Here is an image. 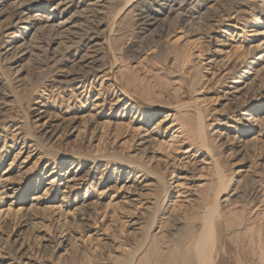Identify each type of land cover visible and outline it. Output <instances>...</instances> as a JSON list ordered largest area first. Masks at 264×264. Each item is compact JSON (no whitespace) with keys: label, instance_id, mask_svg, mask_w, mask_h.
<instances>
[{"label":"rangeland","instance_id":"rangeland-1","mask_svg":"<svg viewBox=\"0 0 264 264\" xmlns=\"http://www.w3.org/2000/svg\"><path fill=\"white\" fill-rule=\"evenodd\" d=\"M87 1L0 32V264H264V0Z\"/></svg>","mask_w":264,"mask_h":264},{"label":"bare ground","instance_id":"bare-ground-1","mask_svg":"<svg viewBox=\"0 0 264 264\" xmlns=\"http://www.w3.org/2000/svg\"><path fill=\"white\" fill-rule=\"evenodd\" d=\"M57 1L58 2L54 1L52 3L51 2L42 3L40 0H16L15 2L13 1L14 3L12 2L14 5V6L12 5L13 11L11 15L9 16L7 22L0 26L1 34L7 40L5 43L6 47L3 48V53H1V55H4L7 58L8 57L10 58V56L8 55L12 56L11 59H9V61L11 62L10 66L15 71L16 74H20L21 70L23 69L24 66L21 64L23 61L25 62V60H27L26 64H28L32 62V60H34L32 44L34 43L38 34H41L44 32H48L49 34V32L51 31L56 32V34L63 32V31H65V34H66V31L69 34H73V35L75 34L76 26L75 24H72V19H73L72 16L74 14L71 17L65 16V12L66 10L68 11V9H70L69 7L71 6V3L73 2V0H57ZM82 1L84 2L85 0H82ZM131 2L132 1L130 0V3ZM106 4H107L106 0H88L87 1V6L98 8L99 10H103ZM34 9H36V11H34ZM98 35L92 36L89 39L90 41L88 42L89 44L91 43V46L93 48H99L100 50L106 47V37L98 36ZM58 40L54 42V45L56 46L54 48L55 51H56V48H59L61 45V41L58 42ZM88 50L85 52V54L78 57V59H73L71 61L72 66L74 68H77L78 70L76 71H78V73L80 74L90 72L96 66L95 63L97 61L93 59V56H91L93 49L92 51H88ZM74 56L76 57V55ZM75 181L77 180L75 178H72V179H68L66 182L74 183ZM217 194L220 195L218 192ZM217 194H215L216 197L214 196L216 200L218 197ZM40 200H41L40 197L36 199H31V202H34V203L29 204L27 209L28 210L34 209L37 206V204L40 202ZM226 201L227 199H223L222 201H220V203H223ZM155 206H156V203H155ZM140 220H141L140 217L136 218L135 222H133L132 225H135V226L140 225L141 224ZM64 243L65 242H63V244ZM64 246L66 245H63V247Z\"/></svg>","mask_w":264,"mask_h":264}]
</instances>
